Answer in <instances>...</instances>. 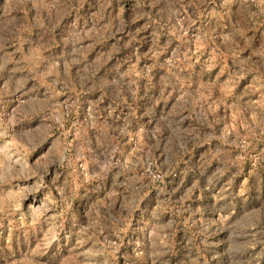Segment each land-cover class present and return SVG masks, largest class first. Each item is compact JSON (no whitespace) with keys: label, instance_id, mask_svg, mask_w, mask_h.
Returning a JSON list of instances; mask_svg holds the SVG:
<instances>
[{"label":"rangeland","instance_id":"obj_1","mask_svg":"<svg viewBox=\"0 0 264 264\" xmlns=\"http://www.w3.org/2000/svg\"><path fill=\"white\" fill-rule=\"evenodd\" d=\"M0 264H264V0H0Z\"/></svg>","mask_w":264,"mask_h":264}]
</instances>
